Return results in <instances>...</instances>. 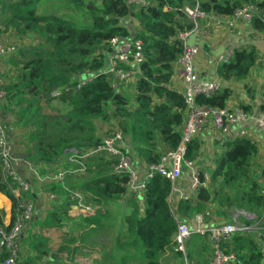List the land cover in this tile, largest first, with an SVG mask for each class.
<instances>
[{
  "label": "trees",
  "instance_id": "16d2710c",
  "mask_svg": "<svg viewBox=\"0 0 264 264\" xmlns=\"http://www.w3.org/2000/svg\"><path fill=\"white\" fill-rule=\"evenodd\" d=\"M41 1L12 2L8 6L9 20L1 31L14 33L23 41L29 34H37L45 39L42 45H49L45 50H31L26 48L28 45H21L16 54L10 56V61L14 67L20 68L21 73L5 85L10 99L19 93L27 96L30 104L34 99L37 105L44 100L47 107L54 102L63 107L62 110H56L55 105L52 107L53 111H60V116L41 115L38 107L31 111L30 119L36 129L34 138L37 140L31 157L38 163H56L63 159L69 148L81 151L97 145L101 141V133L96 126L98 119L116 124L125 134L124 151L141 158L146 164L157 163L165 150L176 149L182 139L185 121L183 95L170 85L175 63L183 51V43L176 36L194 28L184 7L195 5L197 0H154L155 4L136 11L125 0H62L88 18L83 23L63 16L38 14ZM198 1L207 13L228 17L247 4L264 9V0ZM128 17L134 18L139 25L134 30L125 24ZM252 25L258 30L264 28L259 19H254ZM134 34L144 44V60L140 65L142 75L134 87V106H131L129 96L116 92L103 75L77 88V76L102 69L106 61V54L103 55L102 51L110 39L128 38ZM257 59L255 48L235 49L233 58L220 65L217 74L226 82L245 80ZM53 91H59L58 95L52 96ZM231 96V89L225 87L214 96H200L198 103L225 108ZM22 115L29 118L28 111ZM199 152L197 137L189 144L186 157L194 160ZM258 153L257 144L249 138L227 141L215 156L208 184L200 187L196 201H180L178 214L206 212L212 206L217 220L215 224L220 218L229 222L233 210L252 214L254 217L251 218L239 217L248 225L263 221L264 167L254 163ZM111 163L104 157L86 160L84 172L73 173L65 179L68 190L83 193L88 204L97 207L122 200L127 203L114 243L111 249H105V264H165L164 254L175 251V236L181 221L170 201L174 184L156 175L148 181L143 200L139 201L126 196L127 176L114 173ZM63 165L68 167L66 163ZM78 176L82 180L75 183ZM201 179L204 180L203 176ZM60 191L71 199V203L75 202L70 192L61 187ZM0 192L10 199L13 211L17 200L6 189L1 165ZM69 207H54L44 225H58L61 213H66L65 208L69 210ZM109 212L108 209L98 210L95 217L84 218L86 231L97 232L108 227V222L119 220L118 215L108 217ZM262 241L264 233L259 231L236 233L221 246L226 254L235 257L229 264H263ZM7 256L6 252L2 254L0 264Z\"/></svg>",
  "mask_w": 264,
  "mask_h": 264
},
{
  "label": "built area",
  "instance_id": "2783aa9c",
  "mask_svg": "<svg viewBox=\"0 0 264 264\" xmlns=\"http://www.w3.org/2000/svg\"><path fill=\"white\" fill-rule=\"evenodd\" d=\"M133 11L148 8L155 4L154 0H125ZM184 12L194 23L191 31L179 32L176 36L183 43V51L175 63V68L180 71V77L185 82L186 87L181 92L185 103V121L182 127V139L179 146L173 150H165L161 159L157 163L142 164L141 160L124 151L126 145L125 134L116 124L110 126L101 134V141L88 149L78 151L69 148L65 151L63 161L46 169L45 173L33 165L30 161L20 158L9 135V127L4 121H0V165L2 176L7 191L16 198L17 204L11 215V222L5 225L0 222V257L7 253L3 264H18L20 258V239L23 231L32 222L35 216V203L32 201V184L21 172L20 167L26 165L31 176L39 183L42 181L49 190L46 196L49 200H56L55 194L50 191V187L58 186L70 192L75 202L70 205V216L75 218H92L97 215V207L84 201V194L79 191H69L65 179L73 173H82L86 170L85 161L94 158H109L111 169L114 173L127 176L126 196L143 200L146 185L149 180L156 175L169 179L173 184V191H177L176 182L181 177L184 169H190L191 182L189 191L179 190V201H196L200 187L206 186L210 181L211 172L200 167L199 155L194 160L187 159L188 146L208 127H213L219 133L222 145L234 138H247L248 130L245 127L250 122H254L259 128L264 138V112L251 114L242 107L219 108L198 103L200 96L211 97L225 88L221 81H208L200 79L195 71V60L200 54V49L196 45H187V40L191 35L197 37L203 35L202 22L212 20L216 25H227L232 27L234 20L240 19L252 24L254 19H259L264 25V9H258L255 5L247 4L235 10L230 21H224L228 16L215 13H207L201 9L199 1L193 6H185ZM20 38L15 35V40L8 37H0V58L10 56L20 47ZM235 49H228L218 56L217 65L229 63L233 58ZM106 54V61L100 71L89 73L90 75L78 79L77 88L83 87L87 82L96 76L107 77L111 87L118 93L124 92L127 87L135 85L141 74L140 65L144 60L143 41L132 35L128 38L113 37L110 39L107 48L102 51ZM7 78L0 76V102L7 99L8 93L5 89ZM59 91H53L52 96H57ZM135 93V92H134ZM234 125H241L235 132L231 133ZM67 164L65 167L63 164ZM77 167L74 168L73 166ZM145 167L141 171L140 166ZM204 178L202 180L201 178ZM172 195L170 197V200ZM238 214H246L239 211ZM213 214L210 211L196 214L194 226L191 228L187 223L180 221L175 236V251L185 254L186 245L195 234L204 238L212 245V255L207 262L186 261L185 264H229L235 260L234 255L226 254L222 249V243L230 239L236 233L249 234L252 226L235 218L232 222L225 224L212 223ZM85 254H91V250L83 248L74 254L72 261L88 262ZM93 256V255H92ZM95 258V256H94Z\"/></svg>",
  "mask_w": 264,
  "mask_h": 264
},
{
  "label": "crops",
  "instance_id": "0c3cea01",
  "mask_svg": "<svg viewBox=\"0 0 264 264\" xmlns=\"http://www.w3.org/2000/svg\"><path fill=\"white\" fill-rule=\"evenodd\" d=\"M224 21H230V18H224ZM130 27L127 23H125ZM139 25L136 24L135 27ZM202 29L204 30L203 35L197 37L195 45L199 47L200 54L195 60L194 66L195 71L198 74L200 79L208 81H221L222 84H226L225 87H228L232 91V96L227 104L229 108L242 107L251 114H259L264 112V28L262 30L256 29L252 24H249L243 20L237 19L234 20V25L228 27L227 25H216L212 20L202 22ZM4 28V27H2ZM0 37L12 38L15 40L14 33H1ZM22 39L20 38V42ZM22 43V42H21ZM20 43V44H21ZM21 46V45H20ZM224 48V51L222 50ZM255 48L257 51L258 59L256 64L252 67L249 75L245 80L242 81H233L228 82L224 81L217 74V68L220 65H217V51L221 50L223 54L228 49H246L249 50ZM220 54V55H221ZM7 68V67H6ZM6 72L9 75L7 80H12L16 78L14 75L16 72L13 70L10 72L9 69H5V66L0 63V76H3L2 73ZM89 73H81L77 78H84L89 76ZM5 77V76H4ZM6 78V77H5ZM171 87L178 91L182 92L186 87L185 82L180 77V71L175 68V74L171 81ZM135 92V91H134ZM6 101V100H5ZM0 102V121L7 123L9 127V135L12 139L14 150L16 154L24 159L25 161H30L35 165L40 172L45 173L46 169L50 166H53L63 160H58L56 163H38L31 157V154L34 153L35 145L30 141L32 134L36 133L33 123L28 122V119H19L14 115L12 105L7 104V102ZM241 125H234L231 128V133H235ZM245 127L248 130V137L251 141H254L257 144L259 153L255 159V165L260 168L264 167V138L254 122H250ZM110 128L109 125H105L104 128H100L101 134L103 131H106ZM198 139L200 141V167L211 172L214 169V160L215 156L223 150V145L219 138V133L213 127H208L203 131ZM126 147V145H125ZM141 163L145 162L140 158ZM141 171H145L144 166H140ZM20 172L28 178L32 184L33 198L32 201L35 203V215L34 220L27 226L23 231L20 239V264H73L69 261V258L72 260L74 254L81 248H86L91 250V248H98V254H95V260L92 264H105V253H103V244L105 237V249L107 247H112L116 235L108 236V229L106 227L97 232H84L78 235H69L71 238L65 239L61 236V233L67 234L68 230H65L64 223L68 225L76 222V219L83 220L84 218H75L70 216L68 208H65L66 213H61V221L56 226L46 227L41 223L46 222L48 219L45 213H50L54 207L63 209L66 205L72 204L71 199H68L63 192L60 191V187L52 186L50 191H52L56 200H49L46 196V193L49 191L47 186L42 181L39 183L34 177L31 176L29 168L26 165L20 167ZM192 171L190 169H184L181 177L176 182L177 191H189L190 182H191ZM177 191H173L171 203L175 214H178V204L179 197ZM123 201V200H122ZM70 208V207H69ZM207 211L212 212L213 221L215 223L217 220L214 217L213 207L209 206ZM45 212V213H44ZM238 210H233L230 212V221L234 220L237 217ZM203 213V212H201ZM39 214L42 216L40 218ZM198 214V213H196ZM196 214H178V217L181 221L187 223L191 228L194 226V218ZM12 215V203L10 199L0 192V222L5 225H9L11 222ZM38 215V216H37ZM66 215L68 217H66ZM241 216H245L240 214ZM252 215V214H251ZM37 217L39 218L37 220ZM65 217V221H63ZM238 216L237 218H239ZM248 217V216H245ZM254 217V216H252ZM251 218V217H248ZM42 219V220H41ZM238 220V219H237ZM240 220V218H239ZM220 220L217 223L222 222ZM228 222L227 220H225ZM105 230V235H104ZM58 238V240L63 241L57 247L50 244V240L45 237ZM60 235H57V234ZM38 237L41 241V246L38 250H34L33 242L29 238L31 235ZM63 240H62V239ZM100 242L101 245H98ZM264 245V244H262ZM74 250L72 254H69L71 250ZM38 252V254L36 253ZM72 255V256H71ZM212 255V245L208 243L204 238L195 234L191 237L190 241L186 245V251L184 253H176L175 251H167L163 258L165 264H185L186 261H197V262H207ZM181 257V258H180ZM66 258V259H64ZM66 261V262H65ZM264 264V260H263Z\"/></svg>",
  "mask_w": 264,
  "mask_h": 264
},
{
  "label": "rangeland",
  "instance_id": "374dc122",
  "mask_svg": "<svg viewBox=\"0 0 264 264\" xmlns=\"http://www.w3.org/2000/svg\"><path fill=\"white\" fill-rule=\"evenodd\" d=\"M14 1H16V0H0V34L2 33L1 31L4 30V28H2V27H5L4 26L5 23L9 20L7 18V17H9V13H10L8 6ZM38 14L63 16L65 18H68L72 21H76L78 23H83L84 21H86L88 19L87 17L82 16L83 14H81V12L75 11V9L71 5L67 4L65 1H62V0H42L38 5ZM125 23H127L131 29H133V30L135 29L136 20L134 18L128 17ZM26 39H27L26 41L22 40L21 41L22 43L20 45H22V46L28 45V47H26V48H30L31 50H37L36 48H41V49L45 50V49L49 48V45H42V40H45L43 38V36H38L37 34H29L26 37ZM13 54L15 55L16 52ZM10 56L0 58V63L5 66L6 70L9 69L10 72H12L13 70L15 71V68H16V73L14 75L17 77L21 73V71H20V68L14 67L13 63L10 61V58H11ZM2 75L5 76L7 79L9 78V76H8L9 74L6 72H3ZM124 93L129 96L131 106H134L133 95H135V94H134L133 86L125 88ZM16 96L17 97L11 98V99L9 97H7L5 102H7V104L12 105L11 110L13 111L14 115H16V117L19 119H23L24 117H21V116H23L22 114H24V112L28 111L29 118L25 117L24 119H28V122H31V119H30L31 111H33V110L36 111L37 107H38V112L41 115H47V116H49V115L60 116L61 115L60 111L56 112V111L52 110L53 105H55L54 108L56 110H62L63 109L62 106L59 107L58 102H54L51 107H47L44 104V100L40 103V105H37L36 102L34 101V99L32 100L33 104H30V100L27 96H22L19 93ZM29 104H30V107H28ZM45 108H47V109H45ZM105 125L113 126V122L106 123V122H102L101 119L96 120V126H98L99 131H100V128H104ZM100 133H101V131H100ZM34 135H35V133L32 134L31 139H30V141L33 145H35V143L37 141V140H35ZM84 177L87 178L88 176H84ZM81 180H80L79 176L75 177V179H74L75 183H79ZM127 207H128L127 203L122 202V201L117 202V203H112L109 206H107L105 204L103 206L97 205V210H104L105 211V209H108V211H110L108 213V217H112L115 215H118V217H119V220H115V221H111V222L107 223V226L109 227L108 236L111 237V235H113V236L116 235V231H119V229L121 228L122 220H123L122 218L126 214ZM246 214H248V213H246ZM45 215L48 216V213H45ZM236 215H237V217L241 216L238 213ZM243 215H245V214H243ZM39 216H40V218L42 217L40 214H39ZM245 216H247V215H245ZM35 217H36V215H35ZM66 217H68V216L66 215ZM102 217L104 219L105 214L102 215ZM38 219L39 218L37 217V220ZM237 219L239 220V218H237ZM33 220H34V217H33ZM65 220H66L65 217H63V221H65ZM104 222H105V219H104ZM232 222H234V221H232ZM41 224L44 225V223H41ZM251 226L253 228L251 233L257 232V231L264 233V220L259 221V223H255ZM64 227H65L64 229L68 230L69 233H67V234L61 233V236L65 239H68V240H69V238H71V236H69V235H78V233L80 234V232L81 233L86 232V222L84 220H80V219H76V222L71 223L70 225H68L65 222ZM103 233L105 235V230ZM52 235H54V234L52 233L50 237H45V238L50 240V244H52V246L57 247L59 244H61L63 242L61 240L60 241L58 240L59 236L57 238H54V237H52ZM57 235H60V234L58 233ZM38 237H40V236H38V234H36V236L31 235L27 239H31L32 241L30 242V244L33 242L32 243L33 246L36 247V246L41 245V241ZM103 239H104V244H103L102 248L104 247L103 253H105V237ZM98 245H101L100 242L98 243ZM81 249H83V248H81ZM98 252H99L98 248H91V254H85L84 255V257L86 256V258L88 259V262H85V261L74 262L70 258H69V261L73 264H92L93 261L95 260L94 253L98 254ZM64 259H66V258H64Z\"/></svg>",
  "mask_w": 264,
  "mask_h": 264
},
{
  "label": "water",
  "instance_id": "95a60500",
  "mask_svg": "<svg viewBox=\"0 0 264 264\" xmlns=\"http://www.w3.org/2000/svg\"><path fill=\"white\" fill-rule=\"evenodd\" d=\"M197 39V36L195 34L191 35L190 38L187 40V45L189 46H193L195 45V41ZM224 51V48L222 49ZM221 50L217 51V57L220 56V54L223 52H220ZM223 86L225 87L226 84L224 83ZM226 221L223 220L222 222H220L219 224H225ZM262 244H264V241H262Z\"/></svg>",
  "mask_w": 264,
  "mask_h": 264
}]
</instances>
